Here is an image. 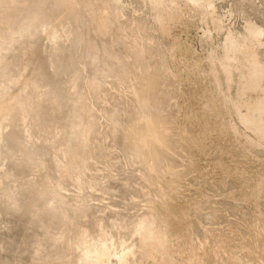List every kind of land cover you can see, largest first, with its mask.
<instances>
[{
  "label": "rangeland",
  "instance_id": "obj_1",
  "mask_svg": "<svg viewBox=\"0 0 264 264\" xmlns=\"http://www.w3.org/2000/svg\"><path fill=\"white\" fill-rule=\"evenodd\" d=\"M0 22V70L32 48L11 75L44 60L86 145L68 180L58 128L12 124L21 84L0 86V264H264V0H0ZM11 134L47 140V168L7 176ZM44 179L72 224L9 209Z\"/></svg>",
  "mask_w": 264,
  "mask_h": 264
},
{
  "label": "bare ground",
  "instance_id": "obj_2",
  "mask_svg": "<svg viewBox=\"0 0 264 264\" xmlns=\"http://www.w3.org/2000/svg\"><path fill=\"white\" fill-rule=\"evenodd\" d=\"M26 18L27 24L25 29H28L32 22L44 21V16L39 14H27ZM16 31L17 29L15 30V27L7 22L4 28L0 27V41L2 37L10 36ZM28 49V45L21 48L22 54L20 60L24 56L29 55V50L32 48ZM20 60L16 63L7 62L4 68L0 70V86L5 84L9 87L19 84L18 78L12 76L11 71L19 64L18 62H20ZM91 60H97V54H93ZM25 62L26 60L21 61L22 64ZM68 62L70 63V60ZM59 69H61V67H59ZM17 73H19V71ZM42 83H46L49 89L43 93L37 92L38 87ZM20 84V94L6 100L13 108L11 118L12 124L16 125L17 123L23 124L29 122L32 129L38 132H44V134L50 133L52 128H58V132L52 137L51 142H54L61 136L60 138H62L63 143L57 153L52 156V160H50L49 164L51 163L56 172H58L68 160H72L73 165L68 171V180L74 181L73 177H75L74 174L79 169V163L81 162L83 166L85 164L82 153L85 151L86 145L82 141L83 143L79 146V149L76 150L73 143L72 136L75 130L72 125L73 114L70 110L69 96H66L63 91L58 88L57 81L48 70L44 60L38 63L32 76ZM25 91H29L28 94H24ZM62 116L65 117L62 118ZM61 131L63 132L60 135ZM46 141L38 146H28L19 135H9L3 146V152H5L8 157L15 160L12 162L11 172L8 173L7 176L16 178L19 173H23L31 166L40 167L41 169L47 168L48 163L44 159L46 149L45 143L48 142ZM129 154L134 159V155L132 153ZM19 156L20 160L17 161L15 157ZM64 181H58L55 187H52V183L48 179H44L38 185L33 186L27 183L21 189L18 198L13 197L12 191L7 189L6 196L10 199L8 203L9 209L13 212L26 213L30 219L34 213L38 212V221L45 224H53L54 221L57 220L64 221L65 224H72L74 219H76V214L70 211L63 201L62 193L60 194V189ZM30 197L33 203L26 206L24 201ZM36 209L39 211H36ZM58 217L61 219H58Z\"/></svg>",
  "mask_w": 264,
  "mask_h": 264
}]
</instances>
